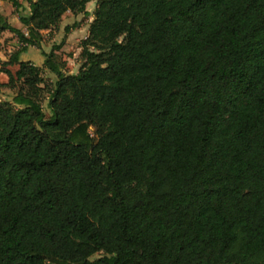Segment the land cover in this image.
I'll list each match as a JSON object with an SVG mask.
<instances>
[{
    "label": "trees",
    "instance_id": "obj_1",
    "mask_svg": "<svg viewBox=\"0 0 264 264\" xmlns=\"http://www.w3.org/2000/svg\"><path fill=\"white\" fill-rule=\"evenodd\" d=\"M26 1V32L0 12V264H264V0H98L55 83L20 54L92 0Z\"/></svg>",
    "mask_w": 264,
    "mask_h": 264
},
{
    "label": "rangeland",
    "instance_id": "obj_2",
    "mask_svg": "<svg viewBox=\"0 0 264 264\" xmlns=\"http://www.w3.org/2000/svg\"><path fill=\"white\" fill-rule=\"evenodd\" d=\"M14 1L22 4V7H18L14 4ZM98 0H92L87 4V10L90 12L89 15L84 13H72L68 11L61 23L52 30H44L43 39L41 45L30 46L26 52L20 54V59L29 60L37 66L44 68L45 54L53 50V48L61 44V49L57 52L60 57L66 61L65 72L69 74H75L79 71L82 59L80 57L82 48L81 43L88 35V25L93 20V13L97 7ZM29 3L26 0H5L0 1V10L5 12L7 18L10 20H20V16L29 12ZM28 14V13H27ZM75 22H79V25L73 26ZM67 25L72 26L71 30L68 32L65 31ZM25 28V27H24ZM27 31V30H26ZM21 47L19 38L14 35H3L2 46L0 47V68H8L12 72H15L19 65L18 64H6L12 55L18 51ZM43 76L50 82L55 83L57 80V75L51 72L49 69L43 71ZM9 80L8 75L4 72L0 73V81L7 83ZM16 89L10 88L9 86H3L0 92L1 100H12ZM49 92H45L43 97V109L48 117L51 116V110L49 109ZM104 253L100 252L91 257V259L98 258ZM52 264H75V263H61L56 262Z\"/></svg>",
    "mask_w": 264,
    "mask_h": 264
},
{
    "label": "crops",
    "instance_id": "obj_3",
    "mask_svg": "<svg viewBox=\"0 0 264 264\" xmlns=\"http://www.w3.org/2000/svg\"><path fill=\"white\" fill-rule=\"evenodd\" d=\"M1 2H3V1H1ZM29 8V7H28ZM0 12L1 13H3L4 15H7L5 12H3L2 10H0ZM26 12V14L27 13H29V12H27V10L25 11ZM10 21V23L13 25V26H15V27H17V28H20V29H22L23 31H25L26 32V28H24V25H23V23L22 22H20V21H18V20H9ZM88 28H89V25H88ZM89 30V29H88ZM4 34H6L7 36L8 35H14V33H12V32H10V31H5L4 32ZM3 34V35H4ZM21 44V43H20ZM21 61H27V60H25V59H20ZM29 61V60H28Z\"/></svg>",
    "mask_w": 264,
    "mask_h": 264
}]
</instances>
